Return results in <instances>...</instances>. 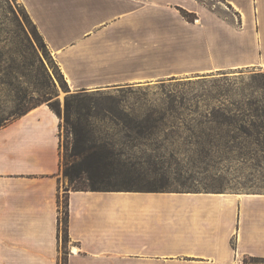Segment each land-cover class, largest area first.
Masks as SVG:
<instances>
[{
	"label": "crops",
	"instance_id": "0c3cea01",
	"mask_svg": "<svg viewBox=\"0 0 264 264\" xmlns=\"http://www.w3.org/2000/svg\"><path fill=\"white\" fill-rule=\"evenodd\" d=\"M18 1L71 92L264 68V0H221L236 23L196 0ZM61 180L60 118L48 104L0 127V264H61ZM66 197L67 264H264V194Z\"/></svg>",
	"mask_w": 264,
	"mask_h": 264
},
{
	"label": "rangeland",
	"instance_id": "374dc122",
	"mask_svg": "<svg viewBox=\"0 0 264 264\" xmlns=\"http://www.w3.org/2000/svg\"><path fill=\"white\" fill-rule=\"evenodd\" d=\"M202 1L219 17L237 22V18L227 11L221 0ZM37 35L40 34L36 26L18 0H0V127L38 105L58 106L62 177L59 205L60 218H63L66 192L87 188L88 183L83 178L70 185L67 178L63 177L62 166L69 143V136L63 126V108L67 95L74 92L69 89V92H65L61 87L57 63L46 44L45 47L41 45ZM84 91L88 94H115L122 98L129 112L142 108H173L174 111L169 112L175 117L171 122L178 126L173 131L180 137H174V150L166 151L165 159H171L170 182L163 189L166 192L264 194L262 136V143L254 147L255 144H248L253 142L252 138L233 131L230 134L236 137L233 145L242 149L229 150L219 146L211 151L203 165L197 161L201 155L196 145V136L200 133L198 128L202 124L201 115L217 108L234 113L241 109L264 107V68L167 75L144 83ZM185 127L192 130L193 135L186 132ZM183 140L190 145H183ZM171 153L173 158L168 156ZM62 236L60 224L61 259L68 252V242L63 243ZM244 263H259V260L246 258Z\"/></svg>",
	"mask_w": 264,
	"mask_h": 264
},
{
	"label": "trees",
	"instance_id": "16d2710c",
	"mask_svg": "<svg viewBox=\"0 0 264 264\" xmlns=\"http://www.w3.org/2000/svg\"><path fill=\"white\" fill-rule=\"evenodd\" d=\"M196 1L206 6L202 0ZM179 12L187 22L196 20L195 14L182 9ZM37 37L45 47L42 37ZM59 76L61 87L69 92L61 73ZM48 106L60 116L56 104ZM173 111V108H142L129 112L122 98L110 93L88 94L81 90L67 95L63 126L69 143L62 166L63 177L70 185L83 178L88 183L87 188H75L73 191L166 192L163 189L170 182L171 162V159H165L166 151H173L175 138L180 137L173 131L178 129L171 122L175 117L169 112ZM200 123L196 145L201 155L197 161L201 165L219 146L229 150L239 148L233 145L236 138L230 135L233 131L252 138L253 142L248 144H255L254 147L262 143L261 136L264 139V107L241 109L234 113L217 108L201 115ZM184 130L193 135L189 128ZM183 145L190 144L183 140ZM168 156L174 157L173 154ZM63 208L59 224L63 233L62 242L65 243L68 240L67 197ZM61 264H67L66 253Z\"/></svg>",
	"mask_w": 264,
	"mask_h": 264
},
{
	"label": "bare ground",
	"instance_id": "6f19581e",
	"mask_svg": "<svg viewBox=\"0 0 264 264\" xmlns=\"http://www.w3.org/2000/svg\"><path fill=\"white\" fill-rule=\"evenodd\" d=\"M72 250H73V253H76L77 252V250L75 248H72Z\"/></svg>",
	"mask_w": 264,
	"mask_h": 264
}]
</instances>
